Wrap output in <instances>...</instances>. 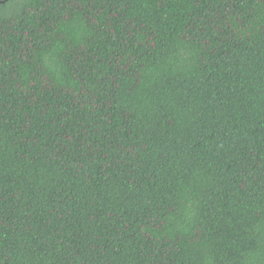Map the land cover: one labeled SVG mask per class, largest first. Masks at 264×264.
<instances>
[{
	"label": "trees",
	"instance_id": "obj_1",
	"mask_svg": "<svg viewBox=\"0 0 264 264\" xmlns=\"http://www.w3.org/2000/svg\"><path fill=\"white\" fill-rule=\"evenodd\" d=\"M0 264H264V0L0 2Z\"/></svg>",
	"mask_w": 264,
	"mask_h": 264
},
{
	"label": "water",
	"instance_id": "obj_2",
	"mask_svg": "<svg viewBox=\"0 0 264 264\" xmlns=\"http://www.w3.org/2000/svg\"><path fill=\"white\" fill-rule=\"evenodd\" d=\"M5 1H7V0H0V2H5Z\"/></svg>",
	"mask_w": 264,
	"mask_h": 264
}]
</instances>
